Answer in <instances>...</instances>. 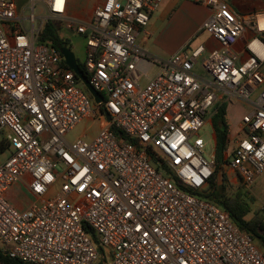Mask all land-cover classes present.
Listing matches in <instances>:
<instances>
[{"label": "built area", "instance_id": "1", "mask_svg": "<svg viewBox=\"0 0 264 264\" xmlns=\"http://www.w3.org/2000/svg\"><path fill=\"white\" fill-rule=\"evenodd\" d=\"M28 1L22 17L16 0H0V132L13 148L0 163L3 253L28 264H264L257 241L199 194L217 152L214 135L196 136L220 104L246 103L224 164L247 191L264 174V0L248 14L196 0L219 47L168 57L138 42L162 0H104L87 19L69 0ZM50 20L85 37V75L102 101L40 40ZM86 119L99 133L69 142ZM18 184L36 198L23 209L9 196Z\"/></svg>", "mask_w": 264, "mask_h": 264}, {"label": "rangeland", "instance_id": "2", "mask_svg": "<svg viewBox=\"0 0 264 264\" xmlns=\"http://www.w3.org/2000/svg\"><path fill=\"white\" fill-rule=\"evenodd\" d=\"M19 8V12L23 17V14L27 17L31 14V10L26 8L28 6V0H16ZM42 13V9L40 6H37L35 9V14L40 16ZM92 13H84L83 18H89ZM51 23L54 25H58L57 21L50 20ZM158 27L152 33L150 37V41L147 44L149 47L148 49L154 54H161V51L165 50V47L160 45V40L166 41L168 35V26L167 22L156 21ZM25 24L27 26L30 25L29 21H26ZM59 27V26H58ZM62 35L67 38L69 43V47L72 51L76 54L78 62L83 66L85 60V45L86 40L85 37L77 35L75 32L65 30L63 28L61 30ZM143 35H140V39L138 40L139 43L142 42L141 38ZM264 70V67H263ZM195 72L203 77H208L206 71L201 70L200 65L195 68ZM257 93L254 94L253 98L256 97ZM248 105L243 102H231L228 104V117L230 121L231 131L234 133L237 130L239 119L242 117L243 113L247 111ZM99 133V124L97 122H93L92 120H83L76 128L71 130L67 135L66 139L74 143L79 138H84L86 140H90L94 138ZM86 135L85 137H83ZM214 135L216 140V134L212 125V118L210 121L207 122L205 127H203L196 136H202L206 141L210 140V137ZM7 132H0V145L6 141ZM232 145L229 144V149H231ZM214 149V144L211 142L208 147L207 151L209 155L212 154ZM13 153V148L7 146L3 149H0V163L5 162ZM61 168V167H60ZM218 184L224 183L226 186V194L227 197L230 199H235L237 197L242 198L250 207V212L248 214L249 219H258L262 222L264 221V174L257 177L256 182L252 186L250 191L245 190L241 183L239 182V177L235 172L229 170L226 164H223L219 167ZM59 190V185L56 186L55 191ZM20 193V190H18ZM52 195V194H51ZM31 198V197H30Z\"/></svg>", "mask_w": 264, "mask_h": 264}, {"label": "crops", "instance_id": "3", "mask_svg": "<svg viewBox=\"0 0 264 264\" xmlns=\"http://www.w3.org/2000/svg\"><path fill=\"white\" fill-rule=\"evenodd\" d=\"M103 1L69 0V12L74 16H83L84 13H92L95 7ZM230 3L236 12L248 14L259 9L261 0H230ZM208 14V9L198 4L196 0H162L160 8L151 16L148 26L149 36L146 38L142 37L141 44L150 51L147 44L150 41L152 33L157 30L158 25L156 21L158 19L159 21L167 22L168 35L166 41L160 40V45L165 47V50L161 51V54L155 55L168 57L183 47L194 49L201 44H205L207 51L217 48L219 47L218 42L201 29ZM246 38L247 34L239 41L236 49H240L243 46ZM240 120L241 117L239 123ZM18 190H20V193ZM9 196L22 209L28 207L32 201L36 200L35 196L20 184L11 190Z\"/></svg>", "mask_w": 264, "mask_h": 264}, {"label": "trees", "instance_id": "4", "mask_svg": "<svg viewBox=\"0 0 264 264\" xmlns=\"http://www.w3.org/2000/svg\"><path fill=\"white\" fill-rule=\"evenodd\" d=\"M59 25H54L50 21L46 24L43 33L41 34L40 40L52 43L58 51L63 47H69L67 38L62 35L61 27ZM261 39L264 41V33L260 34ZM65 64V62H63ZM80 68L84 73L86 70L84 65L82 66L78 62ZM212 125L216 134V152H217V167L214 176L212 177L208 187L199 193L204 198L217 203L224 209L228 210L232 216L233 221L244 231L248 232L259 244V246L264 249V221H259L258 219H249L248 214L250 212L249 205L242 200V198L237 197L235 199H230L226 194V186L224 183L218 184V172L219 167L228 161L230 155L226 152L229 148L228 145V135L231 130L230 121L228 117V104H220L214 115L212 116ZM8 146L7 141L3 142L0 147L3 149ZM102 258L104 256V251L101 249ZM104 260V258H103ZM0 261L6 264H28L21 261L18 258H11L5 255L0 246Z\"/></svg>", "mask_w": 264, "mask_h": 264}, {"label": "water", "instance_id": "5", "mask_svg": "<svg viewBox=\"0 0 264 264\" xmlns=\"http://www.w3.org/2000/svg\"><path fill=\"white\" fill-rule=\"evenodd\" d=\"M60 52L64 56L66 64L83 80L85 85L88 87L89 91L95 96L98 102L102 101V95L97 92L94 87L90 84L88 78L86 77L85 73L82 71L78 64V60L76 54L72 51L70 47H63ZM108 119L110 116L108 115Z\"/></svg>", "mask_w": 264, "mask_h": 264}]
</instances>
